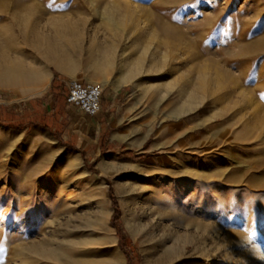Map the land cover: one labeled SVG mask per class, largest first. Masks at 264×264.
<instances>
[{"label": "rangeland", "instance_id": "374dc122", "mask_svg": "<svg viewBox=\"0 0 264 264\" xmlns=\"http://www.w3.org/2000/svg\"><path fill=\"white\" fill-rule=\"evenodd\" d=\"M0 74V264H264V0H0Z\"/></svg>", "mask_w": 264, "mask_h": 264}, {"label": "built area", "instance_id": "2783aa9c", "mask_svg": "<svg viewBox=\"0 0 264 264\" xmlns=\"http://www.w3.org/2000/svg\"><path fill=\"white\" fill-rule=\"evenodd\" d=\"M102 89L100 86L71 79L67 82L66 104L80 110L88 117L101 110Z\"/></svg>", "mask_w": 264, "mask_h": 264}, {"label": "trees", "instance_id": "16d2710c", "mask_svg": "<svg viewBox=\"0 0 264 264\" xmlns=\"http://www.w3.org/2000/svg\"><path fill=\"white\" fill-rule=\"evenodd\" d=\"M110 196H111V199L113 201V206L115 208L114 215H113V218H112V225L115 227V229L117 230V234L120 237L119 247L124 249V248L127 247V244H126L127 238L123 235V232H122V229H121V223H120V220H119L120 211H119V209L117 207V204L115 202V199H114V196L112 194V191H110Z\"/></svg>", "mask_w": 264, "mask_h": 264}, {"label": "crops", "instance_id": "0c3cea01", "mask_svg": "<svg viewBox=\"0 0 264 264\" xmlns=\"http://www.w3.org/2000/svg\"><path fill=\"white\" fill-rule=\"evenodd\" d=\"M99 114H100V112L96 116H94L95 118L94 117H91V118L96 119L99 116ZM84 116H86V115H84ZM86 117H88V116H86ZM110 124H111V126H117L118 125L117 121L115 119L112 120V122H110ZM76 126H99V123H97L96 121L95 122H91L89 120L84 119L80 124H77Z\"/></svg>", "mask_w": 264, "mask_h": 264}, {"label": "bare ground", "instance_id": "6f19581e", "mask_svg": "<svg viewBox=\"0 0 264 264\" xmlns=\"http://www.w3.org/2000/svg\"><path fill=\"white\" fill-rule=\"evenodd\" d=\"M8 72V71H7ZM2 73V72H1ZM5 74H0V77H4ZM247 109V108H246ZM262 114V113H261ZM250 116V115H249ZM254 118V117H253Z\"/></svg>", "mask_w": 264, "mask_h": 264}]
</instances>
